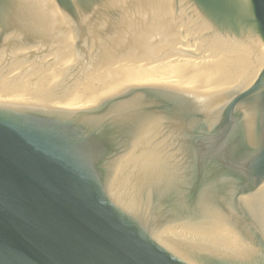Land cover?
Returning a JSON list of instances; mask_svg holds the SVG:
<instances>
[{
  "label": "water",
  "instance_id": "1",
  "mask_svg": "<svg viewBox=\"0 0 264 264\" xmlns=\"http://www.w3.org/2000/svg\"><path fill=\"white\" fill-rule=\"evenodd\" d=\"M0 264H264V0H0Z\"/></svg>",
  "mask_w": 264,
  "mask_h": 264
}]
</instances>
